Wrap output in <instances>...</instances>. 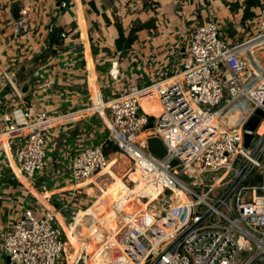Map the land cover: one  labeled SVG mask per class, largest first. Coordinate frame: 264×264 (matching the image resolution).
<instances>
[{"label": "built area", "instance_id": "1", "mask_svg": "<svg viewBox=\"0 0 264 264\" xmlns=\"http://www.w3.org/2000/svg\"><path fill=\"white\" fill-rule=\"evenodd\" d=\"M20 14L17 35L29 29L28 10ZM243 32L233 40L215 18L193 28L182 53L183 68L141 89L106 101L100 97L109 117L106 138L59 165L76 184L86 182L108 165L106 149L114 148L143 171L148 184L162 187L159 197L146 210L127 216L115 239L107 242L111 264H264V117L254 131L245 129L258 109L264 112L259 56L264 52V0ZM148 89L155 90L162 107L152 128L139 95ZM207 113L218 115V123H206ZM232 114H238L233 122ZM3 121V134L24 138L14 155L19 170L28 177L41 173L47 158L46 112L17 107ZM148 130L152 134L142 138ZM151 136L164 143V157L149 150ZM177 192L187 198L178 212L171 199ZM69 197L75 200L78 194L71 190ZM139 198L150 200L146 194ZM164 225L171 227L169 233ZM66 243L56 215L34 206L0 230V251L10 255L7 264H66ZM81 260L86 264L83 257L76 264Z\"/></svg>", "mask_w": 264, "mask_h": 264}, {"label": "crops", "instance_id": "2", "mask_svg": "<svg viewBox=\"0 0 264 264\" xmlns=\"http://www.w3.org/2000/svg\"><path fill=\"white\" fill-rule=\"evenodd\" d=\"M61 1L0 0V230L32 206L45 212L55 211L53 205L61 214L76 208L71 226L60 217L67 242L76 248L80 242L87 245L90 238L99 250L92 251L95 263L86 257L89 249L84 252L86 264H111L106 245L126 218L115 209L118 197L131 188L130 182L142 207L159 196L149 193L152 185H147L145 175L134 165L127 168L130 161L122 155L119 163L112 154L106 172L83 187L70 179L68 171H59L75 152L97 146L106 137L108 112L93 110L92 105L100 97L106 101L180 71L190 32L201 23L215 18L238 39L252 16L243 19L249 11L247 0H67L65 8ZM23 8L28 10L29 29L17 35L15 25ZM254 8H250L253 13ZM119 24L125 37L141 26L127 49L116 43ZM25 84L28 93L21 92ZM139 94L142 102L148 99L150 109L162 108L150 89ZM17 107H32L49 118L46 151L50 155L38 176L56 181L52 187L24 175L15 163L17 145L24 138L4 135L2 129L3 115ZM71 190L78 199L69 197ZM144 194L149 202L139 198Z\"/></svg>", "mask_w": 264, "mask_h": 264}, {"label": "bare ground", "instance_id": "3", "mask_svg": "<svg viewBox=\"0 0 264 264\" xmlns=\"http://www.w3.org/2000/svg\"><path fill=\"white\" fill-rule=\"evenodd\" d=\"M260 58L263 62V67H264V57L262 54H260ZM174 79H170L168 80V83H170L171 81H173ZM151 91H153L154 93L155 90L154 89H150ZM157 94V93H156ZM140 95V94H139ZM160 102V101H159ZM159 102L157 103H154L155 106H157L159 104ZM140 104L143 108V110L145 112H151L152 114H155V115H159L161 113V110L162 108L160 107H153L152 109H150V104H149V101L148 99L144 100L142 102L141 100V95H140ZM161 104V103H160ZM102 107H104L103 103H101V100H98L97 99V103L95 105H92L91 109L93 110H98V111H102ZM149 114V113H148ZM218 115H212L211 113H207V114H204L203 115V119L206 123H209V124H214V123H218L217 120H218ZM238 117V114H232L230 116L231 118V121L233 122L234 120H236V118ZM263 128V125H261V127L259 128V131H261ZM149 133H151V130H148V131H145L143 132V134L141 135L142 138H144L145 136H147ZM6 135V134H4ZM8 136V135H7ZM111 157V156H110ZM16 163V162H15ZM109 163V162H108ZM132 165V163H130ZM107 167L108 165L101 171L99 172L98 174L100 173H104L106 172L107 170ZM139 168V167H138ZM140 169V168H139ZM140 171L143 173V171L140 169ZM144 174V173H143ZM93 178V177H92ZM91 178V179H92ZM87 180L86 182H81L78 184L79 187H83V186H86L90 180ZM136 179H139L136 178ZM27 180V179H26ZM145 181L146 183L148 184V177L145 176ZM152 185V188L154 189H157L158 187H161V186H155L153 184ZM76 186V187H78ZM162 188V187H161ZM184 196L185 194L182 193ZM47 195L49 196L50 195V192L47 193ZM138 192H137V188L134 187V185H131V188L127 191H125L121 196L118 197V201L115 203V209L117 210V212L119 213V211H122L123 213L122 214H119V215H126L127 216H130L132 214H134L135 212L137 211H140V210H146L148 207H142L139 205L138 201H137V198H138ZM186 198V196H185ZM172 201H173V208H175L177 210V212L181 209L182 205L184 203L187 202V198H186V201L183 203V202H178V199H179V195H178V192L177 194H173L172 197H171ZM142 200V199H141ZM143 201V200H142ZM149 206V205H148ZM53 210H51L50 212L54 213L58 219V221L60 222V224L62 225L64 231H65V227L63 226V224L61 223V219L60 217H62V219H65L66 218L64 217L63 214H61L59 211H57V209L52 205ZM151 216V215H150ZM70 219V218H69ZM72 223L74 222V218H72ZM70 223V224H72ZM166 233H169L171 231V227H168L167 225H164L163 226ZM66 234V233H65ZM67 238V237H66ZM88 248V245H86L84 242H80L77 247L73 250V252L70 254L69 256V261H70V264H76L78 262L79 259H81L82 257L84 258L85 256V250Z\"/></svg>", "mask_w": 264, "mask_h": 264}, {"label": "rangeland", "instance_id": "4", "mask_svg": "<svg viewBox=\"0 0 264 264\" xmlns=\"http://www.w3.org/2000/svg\"><path fill=\"white\" fill-rule=\"evenodd\" d=\"M223 32L224 33H228L229 35H230V37L231 38H235L234 37V35L232 36V34L229 32V28H225V27H223ZM251 35H252V33H251ZM244 35L243 34H241V37H239V39H241L242 37H243ZM261 49H262V51H264V46H262L261 47ZM261 54L263 55V57H264V52H261ZM143 98V97H142ZM142 100V99H141ZM150 134H152V133H149L148 135H150ZM107 136V135H106ZM106 137H104L103 138V140L105 139ZM108 154L111 156L112 154L113 155H115L117 158H118V160H119V163H122L123 162V160L120 158V156H121V154L120 153H116V152H114L113 151V149H108ZM48 155H50V153L48 152V151H46V157L48 156ZM111 159L109 158V161H110ZM127 168H130V167H132V165L128 162V164H127V166H126ZM125 173V172H124ZM67 175H70V174H68V173H66ZM39 175V173H35V178L36 179H38V180H40V182L41 183H47V187L49 188L50 186L52 187V186H54L55 185V183H56V181H53V180H50V178L49 177H40V176H38ZM67 175H65V177H67ZM218 175H221V173H219ZM213 175H211L210 176V179H211V177H212ZM70 179L72 180V181H75L73 178H72V176L70 175ZM137 177V176H136ZM67 178H69V177H67ZM125 180H127V178L125 179ZM206 183H208V181H205ZM129 185H131V183H129ZM148 185V184H147ZM149 187V193H151V192H154V194H155V196H159L158 195V193L157 192H160L159 190H157L158 188H161V187H158L157 189H154V188H150V186H148ZM160 190H162V188L160 189ZM148 193V194H149ZM161 193V192H160ZM178 195H179V199H178V202H185L186 201V198H185V196L182 194V193H178ZM91 201H93V200H91ZM96 208V207H95ZM75 210H76V208H70V211H69V215H68V218H70V217H72L73 216V218L75 219L76 218V216H77V213L75 212ZM74 214V215H73ZM67 222V221H66ZM67 224L69 225V226H71L72 224H69L68 222H67ZM91 243V245H89ZM88 246H89V248H87V249H89V251L87 250V255H86V257L87 258H92V263H95V258H93L94 256H93V252L92 251H97V250H99L96 246L94 247V243H93V241L90 239V238H88V244H87ZM74 248H75V245H73L72 243H69V242H67L66 243V257L70 254V253H72L73 252V250H74ZM85 250V251H86ZM0 255H1V260H0V264H7V255L5 254V253H3V252H1L0 251ZM79 264H83V261L81 260L80 262H79Z\"/></svg>", "mask_w": 264, "mask_h": 264}, {"label": "water", "instance_id": "5", "mask_svg": "<svg viewBox=\"0 0 264 264\" xmlns=\"http://www.w3.org/2000/svg\"><path fill=\"white\" fill-rule=\"evenodd\" d=\"M29 90V85L25 84L23 85V87L21 88V92L22 93H28ZM264 117V112L260 109H258L255 114L250 118V120L248 121V123L245 126L246 130L249 131H254L256 129V127L258 126L261 118ZM157 119L156 116L152 115L150 116V123L148 124V128H152L154 126V121ZM159 121H161L160 117L158 118ZM246 145H249V142L252 138L251 134H246ZM148 142V147L149 150L156 156L158 157H164L167 153V149L164 145V143L162 142V140L156 136H151L147 139ZM173 165L177 164V161L174 160L172 161ZM58 208V205H55ZM62 214L65 217H68L69 213L67 211H62ZM70 221H72V219L70 218ZM10 261V255H7V262L9 263Z\"/></svg>", "mask_w": 264, "mask_h": 264}, {"label": "trees", "instance_id": "6", "mask_svg": "<svg viewBox=\"0 0 264 264\" xmlns=\"http://www.w3.org/2000/svg\"><path fill=\"white\" fill-rule=\"evenodd\" d=\"M261 0H247L246 1V6L248 7V10L245 14H244V17L243 19H247L249 18L250 16H253L254 13L250 11V8L252 6H258L260 4ZM141 26H136V27H133L131 30H130V33L127 37H125L124 35V31H123V27L121 24L118 25V29H119V37L117 38L116 40V43H117V46L119 48H122V49H127L129 47H131V45L133 44V42L136 40V32L139 30ZM114 149V148H113ZM114 152L117 151V149L113 150ZM106 152L108 153V149H106Z\"/></svg>", "mask_w": 264, "mask_h": 264}]
</instances>
